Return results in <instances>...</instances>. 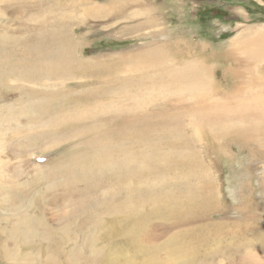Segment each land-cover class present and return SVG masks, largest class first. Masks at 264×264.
<instances>
[{
	"label": "rangeland",
	"instance_id": "374dc122",
	"mask_svg": "<svg viewBox=\"0 0 264 264\" xmlns=\"http://www.w3.org/2000/svg\"><path fill=\"white\" fill-rule=\"evenodd\" d=\"M251 30L264 0H0V264H264V138H221L198 112L214 90L264 100L225 71ZM193 57L203 99L169 81Z\"/></svg>",
	"mask_w": 264,
	"mask_h": 264
},
{
	"label": "bare ground",
	"instance_id": "6f19581e",
	"mask_svg": "<svg viewBox=\"0 0 264 264\" xmlns=\"http://www.w3.org/2000/svg\"><path fill=\"white\" fill-rule=\"evenodd\" d=\"M255 31L247 32L249 34L241 35V36H239V38H237L239 40V42H240L239 45L243 47V50H244L243 52L246 55V57H245V60L243 62L244 64L241 62L242 65H239L238 67H236V66L234 67V65H232V67H230V66H228V64H226L225 71L227 73L228 79H229V76L230 75H232L231 77H233L235 74L236 75H239L242 72H244V73L246 72L247 74L245 73L246 76H244V77L247 79L248 83L250 82L251 84H253L255 82V79L258 80V83H261L262 80L264 81V66H262L261 68H258V65L261 63V61L262 62L264 61V31H259V30H255ZM250 35H252V36L249 37ZM70 45L71 44H69V46ZM234 50H236V48ZM70 54H71V52H70ZM186 54L188 55V53H186ZM220 54H222V53H220ZM229 54H231V51H230V53H229V51H225L222 54V56L227 55L229 57ZM240 54H242V53L240 52ZM149 56H150V54H149ZM144 58L145 57H143L142 60H145ZM194 58L195 57H193V60H191V61L182 62L183 65H181V67L182 66L183 67L181 69H178L180 71L174 70L175 68L172 66L173 67L172 70H174L175 72L171 74V76L169 78V81L172 82L174 85H176V84L181 85V87H185L187 85L186 88H184V89H187V88L191 89V91H192V93H193V95L195 97H197V98H200L201 97L203 99V98H205L204 95L209 94L208 90H210V87H211L210 84H212L213 75L211 73V69L206 64H204V62H200V61H198L197 59H194ZM168 59L169 58L167 56H165V55L161 59L160 58L159 59L153 58V60H156V62H158V63L155 62V65L156 66L157 65H159V66L162 65L163 66V71L164 70H167L169 68V66H168V68H167V66H164V64H166V63L169 64ZM240 59H238V60L233 59V60L236 61V62H240ZM153 60L149 61V63L153 64L154 63ZM181 61H182V59H181ZM145 64H146V61H145ZM151 64H149V65L146 64V66L148 65L149 68H150ZM53 65H55V64H53ZM57 65H58V63H57ZM148 66H147V68H148ZM240 66L243 67V70H240L239 71L238 68L240 69ZM147 68H145V69L147 70ZM48 70H50V69H48ZM53 70H54V68H53ZM150 70H151V68H150ZM153 71H151V72L153 73ZM148 72H149V70H148ZM254 72H255V74H254ZM162 73H159V74H162ZM255 76L257 78H255ZM143 77H144V75H143ZM137 79L140 80V77L137 78ZM141 79H142V76H141ZM167 79H168V76H164V75H159V77L157 78V80H159V81H161V80H167ZM148 80H150V79H148ZM125 81H128V80H125ZM137 82H138V80H137ZM156 83H158V82H156ZM244 83L246 85H243V86L248 87L247 86L248 84L246 82H244ZM141 84H140V86H141ZM156 86H157V84L155 85V88H156ZM127 87H128V85H127ZM146 88H144V89H146ZM151 89H152V87L150 89H148V90H151ZM168 89L165 88L164 90L169 91ZM184 89H181V91H179L177 89L178 90V93L179 92H182V90L184 91ZM172 92L173 91H171V93ZM166 93L167 94H170L168 92H166ZM215 93H216L215 90H214L213 94L211 92V96H212L211 98H213V101L212 102H214V103L211 102V104H208L209 103L208 102L206 105L201 104L199 106L200 108H198L199 109L198 112L201 115V118L202 119L203 118H207V120L213 119L214 124L216 126H218L222 130V132H223L222 137H221V135H217L215 137V133H212V138L211 139L209 138V140H208L209 144L212 143V144H214V146H216V143H213L214 142L213 140L214 139H218L220 137L221 138H224L229 133L231 135L236 134V136L241 137L242 140H245V142L248 143V144H253L252 141L255 140L254 139V134L258 135L257 138H260V137L261 138L262 137L264 138V100H261V98L258 99V97L255 98V99L248 98L246 95H244L245 93H242V95H239L238 98L233 97V98H235L233 101H228L227 102L225 100V101H222L220 103L217 102L215 104V102L217 101V99H218V101H221L220 96H218V94L217 93L215 94ZM222 93H224V92H222ZM175 94L177 95V93H175ZM190 94L191 93H189V91H188V95H190ZM164 97H166V96H164ZM65 100H67V98H65ZM65 100L63 99V101H65ZM67 101L68 102H66V105L69 106L71 104H74L76 100H75V98H71L70 100H67ZM41 104H43V103H41ZM62 105H63V103H62ZM203 106H205V107L203 108ZM63 108H66V107H63ZM37 110H44V107L43 106L42 107L39 106V108H37ZM193 112H194V110H193ZM189 121H190V123L193 126L196 125L195 117H192V115H191V118H190ZM200 125L203 128V124H200ZM69 129H70V127H69ZM215 131H216V128H215ZM195 132H197V134L201 138L202 132H200L199 130H195ZM205 136H206V134H205ZM229 141H231V140L229 139ZM219 145H221V144H219ZM223 150H224V148L223 147H220L219 151H223ZM134 162H135V165H129V166H126V163H123L116 172H114L113 174L112 173H109L108 176L113 177V178H115L116 180H118L119 182L122 183L127 178L125 176H129L128 170L130 172H132V175H135L137 173V167L138 168H146V166H144V164H145L144 163L145 162L144 160H141L140 161V160H137L135 158ZM146 163H148V162H146ZM191 167L192 168H188L187 171L195 170L194 168L196 167V164L194 162H191ZM196 178L198 179L197 182L203 181L204 180L203 173L201 171L196 170ZM198 186H199L198 188H200V189L203 187V185H201V186L198 185ZM168 203H170V202H168ZM184 209H182V210H184ZM184 211L188 212L187 209H185ZM123 220L124 221H127L126 218H124ZM129 222H130L129 226H132L133 227L137 223V220L136 219H132V220H129ZM115 231L120 232L119 234L123 238L128 239V240L130 239V240H132V242L136 243L135 236H134V238H131V230H128L126 228V225L124 223L121 222L120 227H117L115 229ZM249 258H250V256H249Z\"/></svg>",
	"mask_w": 264,
	"mask_h": 264
}]
</instances>
